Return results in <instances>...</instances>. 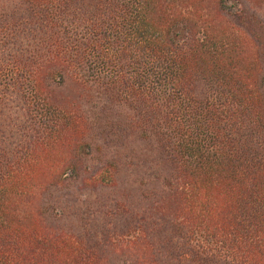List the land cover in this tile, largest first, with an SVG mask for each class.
<instances>
[{
	"label": "trees",
	"instance_id": "1",
	"mask_svg": "<svg viewBox=\"0 0 264 264\" xmlns=\"http://www.w3.org/2000/svg\"><path fill=\"white\" fill-rule=\"evenodd\" d=\"M244 1L0 0V264H264V0ZM134 135L172 194L121 189Z\"/></svg>",
	"mask_w": 264,
	"mask_h": 264
},
{
	"label": "rangeland",
	"instance_id": "2",
	"mask_svg": "<svg viewBox=\"0 0 264 264\" xmlns=\"http://www.w3.org/2000/svg\"><path fill=\"white\" fill-rule=\"evenodd\" d=\"M245 7L248 8L243 0V8ZM252 9L256 10V8ZM123 142V146L118 148L116 155H114L120 165L119 181L123 184L121 189H132L136 195L135 197L139 199L144 195L158 191L163 192L164 190L167 191L169 195L172 194V191H168L169 189L167 190L165 185V179L170 177V175H167L168 172L165 171V167L162 170L161 168L156 169L154 162H152L153 159L157 160V154L153 153L151 148L147 147L146 144L140 142L135 135L125 138ZM115 149L116 148H112L113 151H115ZM106 156L108 158L109 154H106ZM88 165H90V163ZM178 187H180V185ZM75 191L72 189V192L75 194V199L77 200L86 199L88 202H93L95 199V196H90L89 193L85 191H80L79 193H75ZM62 194L63 193L56 194L57 200Z\"/></svg>",
	"mask_w": 264,
	"mask_h": 264
}]
</instances>
